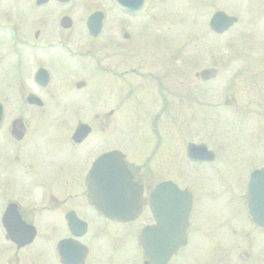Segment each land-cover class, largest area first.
<instances>
[{
  "label": "flooded vegetation",
  "instance_id": "obj_1",
  "mask_svg": "<svg viewBox=\"0 0 264 264\" xmlns=\"http://www.w3.org/2000/svg\"><path fill=\"white\" fill-rule=\"evenodd\" d=\"M25 1L32 6L33 0H0V11L13 3L10 9L17 12ZM153 1L130 13L112 0H34L35 8H25L26 14L44 8L56 14L38 13L42 23L33 40L18 23L0 24V89L20 96V102L3 103L0 124V264H32L39 254L44 264H98L90 258L92 249L116 254L127 242L145 264L137 245L140 230L178 217L183 225L170 235L176 252L169 262L189 254L196 264H264V226L248 209L264 205V198L257 199L264 197V186L249 191L247 184L263 162H255L237 186H226L219 171L225 168H210L219 156H264V111L257 109L263 120L247 132L252 120L243 111L241 88L221 78L219 67L208 61L196 70L193 54L182 73L178 66L167 72V65L162 72L158 13L154 23L142 22L157 10ZM91 15L94 26L100 20L95 34L88 31ZM228 30L210 31L220 36ZM209 86L224 95L213 115H223L227 139L194 142L192 122L202 128L209 119L207 103L198 96L208 94ZM10 109H26L29 118L8 117ZM144 111L152 114L145 118ZM81 129L86 133L76 134ZM201 149L208 159L197 157ZM108 151L118 153L132 176V183L100 185L124 187L122 199H108L125 207L124 218L104 215L89 200V170ZM179 191L188 196L182 207L174 204ZM17 220L26 232L35 227L30 242L16 241L25 233L15 229ZM39 224L45 230L39 231ZM201 247L205 252L195 261L192 251Z\"/></svg>",
  "mask_w": 264,
  "mask_h": 264
},
{
  "label": "rangeland",
  "instance_id": "obj_2",
  "mask_svg": "<svg viewBox=\"0 0 264 264\" xmlns=\"http://www.w3.org/2000/svg\"><path fill=\"white\" fill-rule=\"evenodd\" d=\"M9 6L10 8L13 7V3H10ZM30 6L31 4L27 5V1H25V5H22L16 12L4 4L0 11V24L4 26L8 25L9 22H13L14 25L18 23L23 29H29L27 31L29 39L33 40L37 24L42 23L40 22L41 16L39 14L41 12L50 13L49 17L53 18L56 10L44 8L39 12L31 10L29 14H26L28 10L24 9L30 8ZM32 6L35 8L34 0ZM152 6L157 10L147 14L142 19V22H153L152 17L154 14L157 17L158 13V33L160 34L159 38L162 43V55H165L161 63L162 72H164L163 67L167 65V72L178 66L179 72L182 73L181 68L184 63H187L185 62L187 61L186 57L190 56V54L194 55L193 61L194 63L196 62V70L202 68L206 61H208L209 65L218 66L221 78L227 77L224 79L225 81L229 79L235 80V86L241 88L243 111L250 112L249 116L252 120L247 121L246 131L254 130L255 126L253 125L259 122V120H263V118L258 117L260 115L257 109L261 108L264 111V105L260 104L264 100V0H154ZM6 7L9 8L7 14H5ZM216 10H223L227 14L238 18L237 23L220 36L213 34L208 29V19ZM23 13H25V17L22 16ZM31 22L34 23V26L28 27V24ZM238 82L240 83L238 84ZM211 88L210 92L205 96L198 95L200 98H204V101L207 103L206 108L208 110L206 113L207 119H209L202 128L201 126L196 127L197 124L192 122L191 127L195 129L193 135L194 142L198 140L209 141V139H219V137L227 139L228 131L224 128L227 124L221 119L223 115L220 112V117L214 118L213 115L214 112L218 113V110L222 108L217 104L224 95L222 92H219L217 87L216 89ZM244 88H253V91L248 92ZM235 96L239 97L240 95ZM19 98L20 96L9 95L5 90L0 89V101L4 103L20 102ZM230 109H233V107H230ZM119 113L120 111L116 112V118H119ZM150 114H152V111L150 113L149 111H144L145 118L149 117ZM8 115V117L29 118L26 109L16 111L10 109L8 110ZM132 124L130 122V131H133ZM225 149L229 148L226 146ZM255 162L258 165L260 162L264 164V156L256 155L251 156V158L238 155H229V157L219 156L218 162L210 168L211 170L217 167L225 168L219 169V171L225 178L226 186H237L236 184L239 182L245 181L248 170L252 168ZM194 175L196 176V172ZM211 198L219 199L218 196ZM212 214L213 211L207 214V220L204 219V227L209 225ZM241 216H243V213H241ZM38 228L39 231L45 230L41 224H39ZM136 230L133 229V234ZM131 237L133 238V236ZM131 237L130 239L132 240ZM203 247L193 249L195 261L201 260L202 253L203 251L205 252ZM99 250L98 248L92 249L90 256L93 259L97 258L98 264H140V255L134 245L133 247L131 246V243L127 242L122 248H118L115 251L116 254L108 253L109 257L108 254L105 255L106 252ZM32 253L36 252L32 251ZM111 254L113 255L111 256ZM37 256V259L34 261L30 260L29 262H32V264H44L43 255L39 254ZM170 264L196 263L193 262L189 254H186L179 259L173 258Z\"/></svg>",
  "mask_w": 264,
  "mask_h": 264
},
{
  "label": "water",
  "instance_id": "obj_3",
  "mask_svg": "<svg viewBox=\"0 0 264 264\" xmlns=\"http://www.w3.org/2000/svg\"><path fill=\"white\" fill-rule=\"evenodd\" d=\"M44 0H38L37 2H41ZM117 5L133 11L135 8L139 7L138 4L141 0H113ZM143 1V0H142ZM147 1V0H145ZM234 22H236V17L226 14L225 12L218 10L215 11L209 20L210 28L215 32H222L226 30L229 26H231ZM90 23V22H89ZM89 30L92 33H96V28L89 26ZM29 101L30 98H28ZM2 115V106L0 105V120ZM79 133H86V130H78L76 134ZM201 155L197 157H207L205 153L201 149ZM111 153H104L101 155L97 161L94 163V166L90 172V179L88 180V184L92 183H131V175L129 173L128 168L125 164H121L119 168L114 167L112 171H106V164L108 160L111 158ZM196 157V156H195ZM264 175L261 171L254 172L250 181V185L254 182L255 179L262 178ZM104 190L107 189L106 186H102ZM113 187V194L115 199L117 197L121 199V193L123 194V188L121 186H111ZM176 189V188H174ZM157 192H154L152 197L156 196ZM176 202L174 204H178L179 207L183 206V202L188 199L187 195L177 192ZM93 202L98 206V208L103 211L108 216H119L124 218V207L123 205L118 204L119 200L116 202L117 204H110L106 202L103 196H93ZM263 209V211H261ZM251 211L255 212V214H263L264 208L261 206H254L251 207ZM20 227L17 228L18 231L24 230L23 238L18 237L16 241L18 243H28L31 241L32 237L34 236L33 227L27 230L26 232V225L24 223H20ZM182 221L178 219L174 222H168L164 219H160L159 223L156 225H148L144 227L142 230L141 235L138 237V242L144 248L145 255L149 262L153 264H165L169 257L176 249V240L170 237L174 231L177 229L180 231L182 229ZM11 228V227H10ZM16 229V228H15Z\"/></svg>",
  "mask_w": 264,
  "mask_h": 264
}]
</instances>
